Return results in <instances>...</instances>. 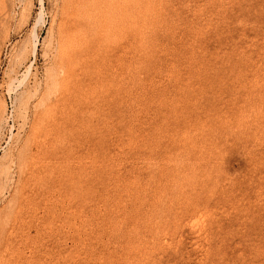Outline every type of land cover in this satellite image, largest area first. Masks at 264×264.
I'll use <instances>...</instances> for the list:
<instances>
[{
  "label": "rangeland",
  "instance_id": "obj_1",
  "mask_svg": "<svg viewBox=\"0 0 264 264\" xmlns=\"http://www.w3.org/2000/svg\"><path fill=\"white\" fill-rule=\"evenodd\" d=\"M69 1L0 0V264H264V0Z\"/></svg>",
  "mask_w": 264,
  "mask_h": 264
},
{
  "label": "bare ground",
  "instance_id": "obj_2",
  "mask_svg": "<svg viewBox=\"0 0 264 264\" xmlns=\"http://www.w3.org/2000/svg\"><path fill=\"white\" fill-rule=\"evenodd\" d=\"M70 1L73 3L72 0H70ZM70 1H69V2H70ZM77 1H78V0H77ZM78 2H79V1H78ZM81 2H82V1H80L79 5L81 4ZM75 4H77V3H75ZM81 5H82V4H81ZM69 6H71V5L69 4ZM76 7H77V5H76ZM80 7H81V6H80ZM68 8H69V7H68ZM81 8H83V6H82ZM86 8H87V7L85 6V9H86ZM74 9H75V7H74ZM74 9L72 8V12H73ZM79 9H80V8H79ZM86 10H87V9H86ZM88 11H89V10H88ZM81 12H82V11H81ZM83 12H84V11H83ZM78 13H79V12H78ZM87 13H88V12H87ZM80 15H82V13H81ZM84 15H85V14H84ZM87 15H88V14H87ZM90 15H91V14H90ZM84 17H85V16H84ZM77 20H78V19H77ZM65 22H66V21H65ZM70 22H71V21H70ZM70 22H69V23H70ZM71 23H72V22H71ZM77 23H78V22H77ZM80 24H81V23H80ZM80 24H79V25H80ZM65 25H66V24H65ZM74 25H75V24H74ZM71 26H72V24H71ZM71 26H70V28H69L68 30H71ZM63 28H64V27H63ZM63 28H62V29H63ZM67 28H68V27H67ZM76 28H77V27H76ZM65 29H66V28H65ZM65 29H64V30H65ZM74 29H75V28H74ZM79 29H81V28H79ZM79 29H78V30H79ZM83 29H85V28H83ZM73 31H74V30H73ZM79 31H80V30H79ZM67 32H68V31H67ZM67 32H66V33H67ZM73 33H74V32H73ZM70 34L73 35L72 33H70ZM76 34H77V33H76ZM79 34H80V32H79ZM81 34H82V33H81ZM77 35H78V34H77ZM63 36H64V33H63ZM66 36H67V37H66V40H67V38H68L69 35H66ZM79 37H80V36H79ZM85 37H86V36H85ZM77 38H78V37H77ZM72 39H74V37H72ZM78 39H79V38H78ZM83 39H84V38H83ZM63 40H64V39H63ZM68 40H69V39H68ZM70 40H71V39H70ZM84 40H85V39H84ZM77 41H79V40H77ZM77 41H76L75 43H77ZM81 42H82V41H81ZM83 42H84V41H83ZM69 43H70V42H69ZM71 43H72V42H71ZM71 43H70V44H71ZM73 43H74V42H73ZM65 44H66V43H65ZM78 45H79V43L77 44V46H78ZM66 46H67V45H66ZM68 46H69V45H68ZM72 46H73V44H72ZM75 47H76V46H75ZM69 49H70V48H69ZM82 49H83V48H82ZM76 53H77V52H76ZM78 55H79V54H78ZM71 56H72V55H71ZM76 56H77V55H76ZM78 57H79V56H78ZM73 58H75V56H74ZM70 59H71V58H70ZM69 61H70V60H69ZM71 61H72V60H71ZM74 61H75V60H74ZM13 224H14V223H13ZM11 227H12V226H11ZM2 230H3V229H2ZM5 233H6V232H5ZM5 233H4V234H5ZM7 234H8V233H7ZM1 240H2V239H1ZM0 243H1V242H0ZM4 244H5V243H4ZM2 245H3V244H2ZM7 247H8V246H7ZM7 250H8V249H7ZM9 251H10V250H9ZM4 253H7V252H4ZM3 262H4V261H3ZM0 263H1V262H0ZM6 264H7V263H6Z\"/></svg>",
  "mask_w": 264,
  "mask_h": 264
}]
</instances>
